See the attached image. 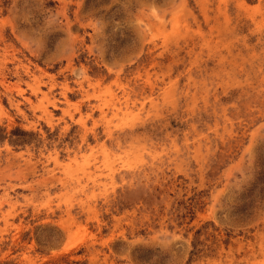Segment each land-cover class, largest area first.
I'll return each instance as SVG.
<instances>
[{
  "label": "rangeland",
  "instance_id": "obj_1",
  "mask_svg": "<svg viewBox=\"0 0 264 264\" xmlns=\"http://www.w3.org/2000/svg\"><path fill=\"white\" fill-rule=\"evenodd\" d=\"M0 264H264V0H0Z\"/></svg>",
  "mask_w": 264,
  "mask_h": 264
}]
</instances>
